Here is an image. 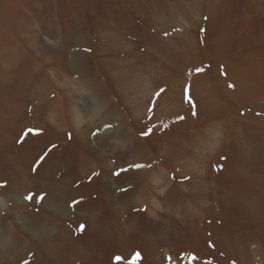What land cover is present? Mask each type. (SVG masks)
Returning a JSON list of instances; mask_svg holds the SVG:
<instances>
[{
  "label": "bare ground",
  "instance_id": "obj_1",
  "mask_svg": "<svg viewBox=\"0 0 264 264\" xmlns=\"http://www.w3.org/2000/svg\"><path fill=\"white\" fill-rule=\"evenodd\" d=\"M257 113L264 0H0V264H117L137 250L140 264H192L181 250L264 264ZM97 127L98 152L67 139ZM26 128L44 133L17 144ZM49 142L59 148L32 173ZM129 162L152 167L109 175ZM93 171L103 179L88 182ZM45 188L58 206L22 199Z\"/></svg>",
  "mask_w": 264,
  "mask_h": 264
},
{
  "label": "snow or ice",
  "instance_id": "obj_2",
  "mask_svg": "<svg viewBox=\"0 0 264 264\" xmlns=\"http://www.w3.org/2000/svg\"><path fill=\"white\" fill-rule=\"evenodd\" d=\"M205 19H207V17H205ZM200 31H204V29H200ZM87 51H91V49H87ZM204 70L205 69L202 67H197L195 69V72L201 73ZM219 71L221 75H225V76L227 75V73L224 71L223 65H220ZM227 87L230 89H234L235 85L232 83H229ZM163 92H164V89L161 88L159 92L155 93V95L159 97ZM183 93L185 97L187 98L188 103L191 105L192 104L191 85L185 86L183 88ZM149 103H151V98L149 99ZM154 108H155L154 104L152 107L146 106L145 114H147L148 112H152ZM257 115H264V113H257ZM180 119H183V118L180 117ZM111 127H112L111 124L104 125L105 129H108ZM163 127L166 128L167 125H163ZM100 132H101V129L99 127H97L95 130H91L90 136L93 138L91 141L81 142L79 136H74L73 132L67 133V139L70 141H73L74 143H82V146L85 147L86 150H92L93 148H95L96 151L98 152L100 149V145L96 143L95 138L99 136ZM152 132H153L152 128L146 127V130H141L139 135L141 137H149L152 134ZM43 133H44V130L41 128H26L23 130L22 134L16 140V143L23 144L29 135H34V136L39 137ZM58 148H59V145L56 143H52V142L47 143L42 149V152L35 159V162L32 164L31 172L34 174L37 173L38 169L42 167L43 164L51 158V154ZM153 163H155V161H153ZM112 164H115V161H112ZM151 167H152V164L129 162L124 167H116L114 171L109 168L108 173L110 176L120 177L122 173H128L130 170H139V169L151 168ZM213 167L216 170H219L222 166L213 165ZM95 178L103 179L100 171H93L91 175L88 176L87 179H88V182H92ZM173 179H175V175L173 176ZM185 179L188 180L191 178L186 176ZM7 186H8V181L5 180L3 182H0V189H6ZM76 186L77 187L79 186V182H77ZM129 187H131V185H129ZM127 190H128L127 188L117 189V191H127ZM56 197H57V192L55 189L45 188L39 191L37 190L29 191L27 195L22 196V199L25 201H29V202L34 201L36 204L41 205V206H43V204L48 203V202H52L54 205L58 206L56 204ZM82 200H83V197H81L80 199H72L70 203H67V201H65V203H67L68 208L75 209V207L79 205ZM143 211H146V208L143 209ZM36 212L37 213L39 212V208H36ZM85 229H86V225L84 223H80L75 231L77 234H81L85 231ZM208 243L210 247H213V248L215 247V245L211 241H209ZM31 255L32 254L29 253V257H31ZM164 259L168 261V264H171V262L173 261V255H168ZM175 259L177 261L184 259V260H188L192 262V264H197L200 258L198 254L190 250H181L175 253ZM114 260L117 262V264H140V262L143 260V256L141 255V251L137 250L131 254L130 259L128 260H125V258L122 256H115ZM21 264H30V260L24 259L21 261ZM232 264H236L235 260L232 262Z\"/></svg>",
  "mask_w": 264,
  "mask_h": 264
}]
</instances>
